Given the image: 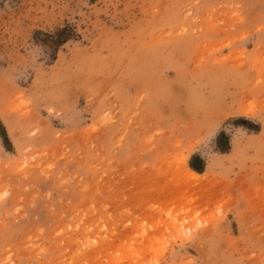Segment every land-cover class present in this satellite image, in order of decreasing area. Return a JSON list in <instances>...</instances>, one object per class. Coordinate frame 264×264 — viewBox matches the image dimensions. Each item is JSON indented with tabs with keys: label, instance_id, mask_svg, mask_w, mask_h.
<instances>
[{
	"label": "rangeland",
	"instance_id": "1",
	"mask_svg": "<svg viewBox=\"0 0 264 264\" xmlns=\"http://www.w3.org/2000/svg\"><path fill=\"white\" fill-rule=\"evenodd\" d=\"M0 124V264H264V0H0Z\"/></svg>",
	"mask_w": 264,
	"mask_h": 264
},
{
	"label": "trees",
	"instance_id": "2",
	"mask_svg": "<svg viewBox=\"0 0 264 264\" xmlns=\"http://www.w3.org/2000/svg\"><path fill=\"white\" fill-rule=\"evenodd\" d=\"M74 33L75 32L70 27H66L62 30L57 31L54 34H45L43 32H38L37 34L44 35L45 39L43 40V42H45V43L49 42V43L55 45L56 48L58 49L61 46H63L64 44H66L69 40L74 38V35H75ZM0 136L5 143H8V138H7V134L5 132V128L1 124H0Z\"/></svg>",
	"mask_w": 264,
	"mask_h": 264
},
{
	"label": "crops",
	"instance_id": "3",
	"mask_svg": "<svg viewBox=\"0 0 264 264\" xmlns=\"http://www.w3.org/2000/svg\"><path fill=\"white\" fill-rule=\"evenodd\" d=\"M208 161L200 154H193L188 160V169L198 175H204L208 172Z\"/></svg>",
	"mask_w": 264,
	"mask_h": 264
},
{
	"label": "bare ground",
	"instance_id": "4",
	"mask_svg": "<svg viewBox=\"0 0 264 264\" xmlns=\"http://www.w3.org/2000/svg\"><path fill=\"white\" fill-rule=\"evenodd\" d=\"M192 173V172H191ZM192 175L195 177V178H200V175H198V174H196V173H192ZM132 254H133V252H132ZM131 255V252L129 253V252H124V253H120L119 254V256H118V260L117 261H119V262H121V261H123L125 258H127L128 256H130ZM137 255V254H136Z\"/></svg>",
	"mask_w": 264,
	"mask_h": 264
}]
</instances>
